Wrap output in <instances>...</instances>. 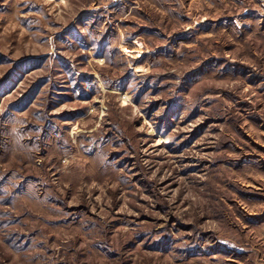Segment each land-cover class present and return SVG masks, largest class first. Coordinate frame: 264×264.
Wrapping results in <instances>:
<instances>
[{
  "label": "rangeland",
  "instance_id": "rangeland-1",
  "mask_svg": "<svg viewBox=\"0 0 264 264\" xmlns=\"http://www.w3.org/2000/svg\"><path fill=\"white\" fill-rule=\"evenodd\" d=\"M0 264H264V0H0Z\"/></svg>",
  "mask_w": 264,
  "mask_h": 264
}]
</instances>
